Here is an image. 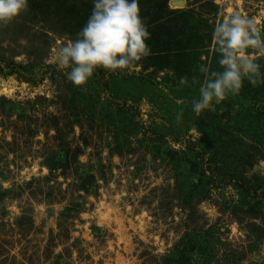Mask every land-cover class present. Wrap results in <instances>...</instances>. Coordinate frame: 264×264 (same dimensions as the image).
<instances>
[{
  "label": "rangeland",
  "instance_id": "obj_1",
  "mask_svg": "<svg viewBox=\"0 0 264 264\" xmlns=\"http://www.w3.org/2000/svg\"><path fill=\"white\" fill-rule=\"evenodd\" d=\"M28 4L0 27V264H264V84L197 116L179 83L217 68L222 13L264 36V0H139L151 54L82 88L46 58L92 0Z\"/></svg>",
  "mask_w": 264,
  "mask_h": 264
},
{
  "label": "clouds",
  "instance_id": "obj_2",
  "mask_svg": "<svg viewBox=\"0 0 264 264\" xmlns=\"http://www.w3.org/2000/svg\"><path fill=\"white\" fill-rule=\"evenodd\" d=\"M93 9L75 40L57 41L46 58L59 70L67 69V79L77 88L86 85L98 68L110 72L134 70L151 54L146 43L150 33L141 16L139 0H92ZM29 10L28 0H0V27H7ZM255 17L234 12L222 13L217 20L211 47L218 54L217 68L201 62L198 75L183 77L180 85L198 89L191 101L199 116L228 96L240 94L244 81L253 87L264 84V73L257 62L264 57V36ZM183 104V100L177 101ZM183 110L176 114L180 123Z\"/></svg>",
  "mask_w": 264,
  "mask_h": 264
},
{
  "label": "trees",
  "instance_id": "obj_3",
  "mask_svg": "<svg viewBox=\"0 0 264 264\" xmlns=\"http://www.w3.org/2000/svg\"><path fill=\"white\" fill-rule=\"evenodd\" d=\"M201 7H202V8H204V7L208 8L209 10H207L206 13H209L210 15L215 14V13L219 10V6L216 5V4L214 3V1H210V2H208V3L202 4ZM1 101H3L2 103H4L6 100H5V99L0 100V104L2 105ZM8 104H9V103H8ZM2 106H3V105H2ZM13 108H14V107H13ZM13 108H12V107H6L5 110H6V111H7V110H12ZM65 161H66V162H65ZM65 161L61 163L63 166H67V165H68L67 163H69V160L66 159ZM49 166H50V165H49ZM51 166H52V168H54L53 165H51ZM51 166H50V167H51ZM236 178H237V180H238V182H239V185L241 186V188H242L243 190H249V186H248V184H246V182H242V180L239 179V177H236ZM239 180H241V181H239ZM85 185H86V184H83V188H85ZM189 262H190V260H189L188 258H187V260H185V257H183L182 259H179L178 262L174 261L173 264H176V263L189 264ZM168 264H170V263H168Z\"/></svg>",
  "mask_w": 264,
  "mask_h": 264
},
{
  "label": "bare ground",
  "instance_id": "obj_4",
  "mask_svg": "<svg viewBox=\"0 0 264 264\" xmlns=\"http://www.w3.org/2000/svg\"><path fill=\"white\" fill-rule=\"evenodd\" d=\"M179 5V4H178Z\"/></svg>",
  "mask_w": 264,
  "mask_h": 264
}]
</instances>
